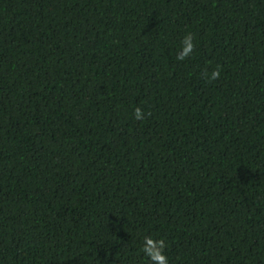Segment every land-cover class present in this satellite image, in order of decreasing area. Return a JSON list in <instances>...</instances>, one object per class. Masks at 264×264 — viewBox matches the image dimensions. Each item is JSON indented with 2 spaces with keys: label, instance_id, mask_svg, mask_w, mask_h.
<instances>
[{
  "label": "trees",
  "instance_id": "trees-1",
  "mask_svg": "<svg viewBox=\"0 0 264 264\" xmlns=\"http://www.w3.org/2000/svg\"><path fill=\"white\" fill-rule=\"evenodd\" d=\"M145 235L264 264V0H0V264H150Z\"/></svg>",
  "mask_w": 264,
  "mask_h": 264
},
{
  "label": "clouds",
  "instance_id": "clouds-1",
  "mask_svg": "<svg viewBox=\"0 0 264 264\" xmlns=\"http://www.w3.org/2000/svg\"><path fill=\"white\" fill-rule=\"evenodd\" d=\"M195 49V44L193 42V36L191 33L185 34L184 38L181 41V49L177 54L176 59L178 61H184L190 57ZM205 78L209 81H217L221 72L219 66L216 69L212 70L210 73H204ZM134 118L138 121L145 118V112L140 107H136L134 110ZM150 115V113H148ZM167 244L163 238H154L150 235H145L142 238L141 242V252L148 258L150 264H169L168 257L165 254Z\"/></svg>",
  "mask_w": 264,
  "mask_h": 264
}]
</instances>
